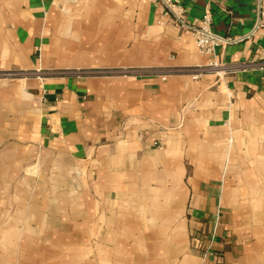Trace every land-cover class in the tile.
I'll list each match as a JSON object with an SVG mask.
<instances>
[{"label":"crops","instance_id":"obj_1","mask_svg":"<svg viewBox=\"0 0 264 264\" xmlns=\"http://www.w3.org/2000/svg\"><path fill=\"white\" fill-rule=\"evenodd\" d=\"M173 1L239 40L200 52L163 0H0L1 264H264L258 0Z\"/></svg>","mask_w":264,"mask_h":264},{"label":"built area","instance_id":"obj_2","mask_svg":"<svg viewBox=\"0 0 264 264\" xmlns=\"http://www.w3.org/2000/svg\"><path fill=\"white\" fill-rule=\"evenodd\" d=\"M166 5L167 11L172 14L173 21L175 24L179 25L181 28L189 29L192 31L195 37V42L199 48V51L202 53L212 52L218 45H226L227 43L238 41L239 38H231L222 36L214 32L210 26L211 15L209 13L205 14L203 19L196 24L188 22L186 18L185 8L174 2L173 0H163ZM259 28H264V0H258V17L255 26V30ZM213 66L218 67L217 63L212 62ZM239 67H226L225 70H235ZM143 70L135 69L133 72L136 74L142 73ZM17 74V72H12ZM167 72H162V75L165 76Z\"/></svg>","mask_w":264,"mask_h":264},{"label":"rangeland","instance_id":"obj_3","mask_svg":"<svg viewBox=\"0 0 264 264\" xmlns=\"http://www.w3.org/2000/svg\"><path fill=\"white\" fill-rule=\"evenodd\" d=\"M2 263V260L0 259V264Z\"/></svg>","mask_w":264,"mask_h":264}]
</instances>
